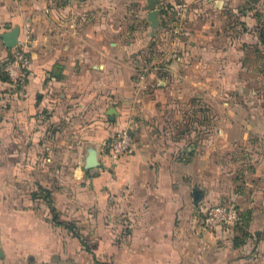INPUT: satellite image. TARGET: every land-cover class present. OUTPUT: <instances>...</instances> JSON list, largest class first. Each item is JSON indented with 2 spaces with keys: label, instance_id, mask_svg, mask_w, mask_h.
Wrapping results in <instances>:
<instances>
[{
  "label": "crops",
  "instance_id": "obj_1",
  "mask_svg": "<svg viewBox=\"0 0 264 264\" xmlns=\"http://www.w3.org/2000/svg\"><path fill=\"white\" fill-rule=\"evenodd\" d=\"M45 1L0 0V264H212L192 200L200 170L186 172L137 135L129 153L109 156L147 109L137 72L144 39L106 25L112 9ZM101 1L150 13V0ZM15 27L30 62L20 84L3 73L1 35ZM258 172L264 194V162ZM259 245L264 264V236Z\"/></svg>",
  "mask_w": 264,
  "mask_h": 264
},
{
  "label": "rangeland",
  "instance_id": "obj_2",
  "mask_svg": "<svg viewBox=\"0 0 264 264\" xmlns=\"http://www.w3.org/2000/svg\"><path fill=\"white\" fill-rule=\"evenodd\" d=\"M205 1L177 2L189 8L183 19L166 2H157L160 21L152 25L136 4L112 7V1L88 0L104 15L115 11L105 16L106 25L144 39L137 72L145 84L142 97L149 101L131 132L153 151L182 162L186 172L200 170L194 186L201 191L198 224L208 235L205 262L260 264L264 0H226L219 7ZM44 3L49 8L62 2ZM228 203L236 206L239 222L207 230L203 210Z\"/></svg>",
  "mask_w": 264,
  "mask_h": 264
},
{
  "label": "built area",
  "instance_id": "obj_3",
  "mask_svg": "<svg viewBox=\"0 0 264 264\" xmlns=\"http://www.w3.org/2000/svg\"><path fill=\"white\" fill-rule=\"evenodd\" d=\"M172 11L183 19L189 8L186 3L176 4ZM29 58L25 50V44L17 43L10 51L9 58L4 64L3 72L9 82L13 84L23 83L27 77ZM133 146V135L130 129H125L117 134L108 144L109 156L117 159L131 151ZM204 226L207 230L214 231L225 226L233 225L240 220L238 210L234 204H213L203 210Z\"/></svg>",
  "mask_w": 264,
  "mask_h": 264
},
{
  "label": "water",
  "instance_id": "obj_4",
  "mask_svg": "<svg viewBox=\"0 0 264 264\" xmlns=\"http://www.w3.org/2000/svg\"><path fill=\"white\" fill-rule=\"evenodd\" d=\"M149 8H150V13L148 14L149 21L151 22L152 25L156 24V18H157V10L155 9V4L157 1L155 0H150L149 2ZM17 35H18V28H13L11 31L4 33L1 35V38L3 40L4 46L11 50L13 47L16 46L17 44ZM108 115H114L115 110L113 108H110V110L107 112ZM98 166V163L95 160L94 157V152H91L90 157L87 160V168H95ZM200 193L201 191L199 190H193V200L194 202H198L200 200ZM1 256V254H0Z\"/></svg>",
  "mask_w": 264,
  "mask_h": 264
},
{
  "label": "trees",
  "instance_id": "obj_5",
  "mask_svg": "<svg viewBox=\"0 0 264 264\" xmlns=\"http://www.w3.org/2000/svg\"><path fill=\"white\" fill-rule=\"evenodd\" d=\"M9 55H10V54H9ZM8 58H9V57H8ZM6 61H7V60H6ZM6 61H5V62H6ZM4 64H5V63H4ZM4 64H3V67H4ZM3 73H4V72H3ZM5 76H6V75H5ZM132 135H133V134H132ZM133 139H134V135H133ZM58 224H59V223H58ZM67 227H70V226H67Z\"/></svg>",
  "mask_w": 264,
  "mask_h": 264
}]
</instances>
